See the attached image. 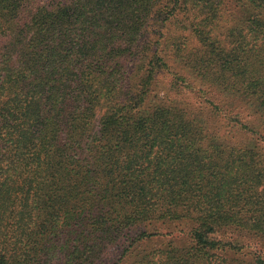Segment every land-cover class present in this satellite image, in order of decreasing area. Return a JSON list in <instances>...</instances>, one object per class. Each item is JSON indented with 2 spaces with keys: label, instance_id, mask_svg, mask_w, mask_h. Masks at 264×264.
Wrapping results in <instances>:
<instances>
[{
  "label": "trees",
  "instance_id": "1",
  "mask_svg": "<svg viewBox=\"0 0 264 264\" xmlns=\"http://www.w3.org/2000/svg\"><path fill=\"white\" fill-rule=\"evenodd\" d=\"M232 3L0 0V264H116L131 228L184 220L192 243L131 264H264L224 238L264 241V152L179 100L185 69L264 111V0Z\"/></svg>",
  "mask_w": 264,
  "mask_h": 264
},
{
  "label": "rangeland",
  "instance_id": "2",
  "mask_svg": "<svg viewBox=\"0 0 264 264\" xmlns=\"http://www.w3.org/2000/svg\"><path fill=\"white\" fill-rule=\"evenodd\" d=\"M227 3L226 15L231 13H237L239 15L241 6L234 5L232 0H225ZM153 23L148 27L151 32L153 29ZM173 26H160V33H164ZM158 43L163 42V37H156ZM161 45V44H160ZM162 46V45H161ZM180 73H183L188 79L194 83L192 92L184 93L181 95V99L186 100L192 107L195 108V112L203 119L202 121L208 125L210 134L214 138L224 140L229 143H251L258 144L261 147V151L264 152V142H257L258 138H264V111L257 106L253 105L240 96L232 95L229 92L221 91L210 85H202L201 82L196 80L194 76L190 75L185 69H178ZM169 76H161L163 87H166ZM158 96H162V91H157ZM172 93V92H171ZM175 95V94H174ZM172 95V96H174ZM209 98L218 102V107L215 108L209 104ZM232 109V112H239L241 116V122L248 121L254 129L258 130L260 135H254L251 138V134L247 131L241 130L238 127L231 128L228 118V112ZM258 136V137H257ZM257 137V138H256ZM192 225L189 221H160L147 223L139 227H133L130 229V234L138 235L144 232V236H140L136 240L133 246H127L128 243H124L127 246L126 253L118 260L116 264H131L139 255L148 253L152 250L170 248V247H183L192 243L193 236L190 232ZM235 238L239 243L243 244L241 249L244 256H250L254 251H261L264 253V241L254 234L240 233L234 231H225L224 238ZM132 241L130 240V243ZM123 246V248H124ZM121 247L119 244L112 245L107 252V256L112 259L120 253Z\"/></svg>",
  "mask_w": 264,
  "mask_h": 264
}]
</instances>
